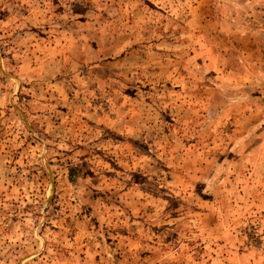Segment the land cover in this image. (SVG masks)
Wrapping results in <instances>:
<instances>
[{
    "label": "rangeland",
    "instance_id": "1",
    "mask_svg": "<svg viewBox=\"0 0 264 264\" xmlns=\"http://www.w3.org/2000/svg\"><path fill=\"white\" fill-rule=\"evenodd\" d=\"M0 264H264V0H0Z\"/></svg>",
    "mask_w": 264,
    "mask_h": 264
}]
</instances>
